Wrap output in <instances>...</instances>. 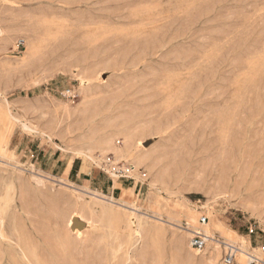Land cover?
Segmentation results:
<instances>
[{
	"label": "rangeland",
	"instance_id": "obj_1",
	"mask_svg": "<svg viewBox=\"0 0 264 264\" xmlns=\"http://www.w3.org/2000/svg\"><path fill=\"white\" fill-rule=\"evenodd\" d=\"M229 241L264 257V0H0V264Z\"/></svg>",
	"mask_w": 264,
	"mask_h": 264
},
{
	"label": "built area",
	"instance_id": "obj_2",
	"mask_svg": "<svg viewBox=\"0 0 264 264\" xmlns=\"http://www.w3.org/2000/svg\"><path fill=\"white\" fill-rule=\"evenodd\" d=\"M208 221V216L203 215L200 217L201 224H206ZM253 231V228H251ZM211 240V236L203 230L192 231V236L190 238V245L193 249L198 252L203 251ZM223 246V262L224 264H236L238 262L239 248L237 245L221 242ZM264 250V246L262 247ZM247 264H263L260 262L257 255L251 253L248 257Z\"/></svg>",
	"mask_w": 264,
	"mask_h": 264
},
{
	"label": "bare ground",
	"instance_id": "obj_3",
	"mask_svg": "<svg viewBox=\"0 0 264 264\" xmlns=\"http://www.w3.org/2000/svg\"><path fill=\"white\" fill-rule=\"evenodd\" d=\"M141 143V142H140ZM200 160V158L194 156L193 158H190V169L193 167V163H196ZM189 161V160H188ZM189 217H191L193 219V214L190 213ZM213 228L210 226V224H207V227L205 229L206 233L209 234L211 236V240L210 242H216L218 241L216 236H215V233H213ZM217 230L220 231L221 228L220 227H217ZM226 243H231V244H234L233 242L229 241V242H226ZM235 245V244H234ZM239 258L241 259V261L244 260L245 257H249L251 252L247 249H245L243 246H239ZM260 262L264 264V257H258Z\"/></svg>",
	"mask_w": 264,
	"mask_h": 264
},
{
	"label": "water",
	"instance_id": "obj_4",
	"mask_svg": "<svg viewBox=\"0 0 264 264\" xmlns=\"http://www.w3.org/2000/svg\"><path fill=\"white\" fill-rule=\"evenodd\" d=\"M79 223H80V220H79L78 218H75V224H74V227H75V226H78Z\"/></svg>",
	"mask_w": 264,
	"mask_h": 264
}]
</instances>
